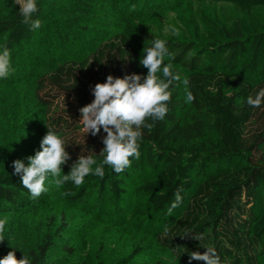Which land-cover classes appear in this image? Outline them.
I'll return each mask as SVG.
<instances>
[{"label":"trees","instance_id":"trees-1","mask_svg":"<svg viewBox=\"0 0 264 264\" xmlns=\"http://www.w3.org/2000/svg\"><path fill=\"white\" fill-rule=\"evenodd\" d=\"M37 6L33 18L42 26L32 31L21 23L16 0H0V48L6 44L13 60L26 51L49 59L48 67L14 83L0 80V219H7L0 258L15 251L32 264H148L155 243L176 264H189L191 252L207 247L222 264H264V105L246 102L264 88V0H37ZM154 39L166 41L171 55L164 63L181 80L170 88L165 118L143 129L139 160L121 173L105 166L103 179L89 175L79 187H57L50 177L48 191L32 199L13 161L27 166L48 127L68 144L62 174L80 155H99L106 133L86 135L79 109L109 74L146 76L140 59ZM177 194L181 201L169 214ZM103 221L135 234L124 240L127 253H116V230L91 250L97 236L89 238L88 227ZM186 232L204 239L182 238Z\"/></svg>","mask_w":264,"mask_h":264},{"label":"clouds","instance_id":"clouds-1","mask_svg":"<svg viewBox=\"0 0 264 264\" xmlns=\"http://www.w3.org/2000/svg\"><path fill=\"white\" fill-rule=\"evenodd\" d=\"M19 5L21 23L35 31L41 28L42 21L33 18L38 12L37 0H16ZM171 31L179 35V29L173 27ZM140 65L148 70L146 76L132 73L123 78L109 74L106 81L95 84L91 89L94 100L79 109L83 131L92 136H97L101 129L106 133L102 143L104 148L99 155L90 151L87 155H80L71 165L68 174H62V166L71 159L66 151L65 139L48 127L46 135L40 142V150L34 156L27 157L28 164L17 159L13 161L14 175L20 177V182L31 194L32 199L39 198L48 191L46 181L51 177L57 187L68 182L76 187L84 183L85 177L95 175L101 179L105 176V166L110 167L116 173H121L132 164V158H140V141L143 137V129L149 132L157 121L165 118L168 112V103L171 101V86L181 80L179 74L174 73L172 64H165L166 56H170L163 39H154L150 47L143 48ZM14 69L11 64L10 49L5 44L0 48V80L7 79ZM182 83L187 86L189 80L185 78ZM195 97L186 87V103H191ZM247 104L253 108L264 105V88H261L255 96L247 97ZM151 121V122H149ZM97 157H102L98 160ZM65 195H70L66 192ZM181 197L177 194L176 200L168 209L177 207ZM7 219H0V242L5 240L4 232ZM168 228H165V232ZM190 237L193 240L204 239L201 233L186 232L182 238ZM193 260L203 261L204 264H222L219 255L212 247L206 251L191 252L189 264ZM0 264H32L29 257L23 254L18 259L15 251H9L0 258Z\"/></svg>","mask_w":264,"mask_h":264},{"label":"rangeland","instance_id":"rangeland-1","mask_svg":"<svg viewBox=\"0 0 264 264\" xmlns=\"http://www.w3.org/2000/svg\"><path fill=\"white\" fill-rule=\"evenodd\" d=\"M49 59L44 57L41 53L39 55H33L29 54L28 51L25 53H20L19 58L17 60L11 59V64L13 65L16 63V66L14 67L13 76L10 78V76L7 79H4L2 81L4 82H12L14 83L18 78L22 77L24 75V72H38V70H41L43 68L48 67ZM13 67V66H12ZM18 69L23 70L22 72H19ZM35 70V71H33ZM88 139V137H85L84 140ZM88 237L91 238L93 236H97V239L94 237V242L91 243V250H94V243L102 242L104 238H107V233L109 230H116V253L122 254L124 251L128 252V246L125 244L124 240H130L132 242L135 239V234L129 233L128 230H124L123 228L117 227L115 229V226L113 227L110 223L103 221V222H91L88 227ZM110 234V233H109ZM131 237V239H130ZM109 252V251H108ZM143 263V259H140ZM148 261V264H156L158 260H161L163 264H176L174 259L167 253L161 251L159 248H157L155 243H151L150 251L147 254V258L144 259Z\"/></svg>","mask_w":264,"mask_h":264}]
</instances>
